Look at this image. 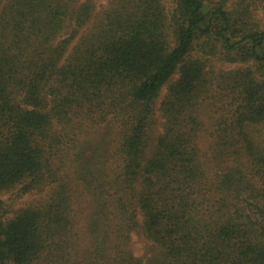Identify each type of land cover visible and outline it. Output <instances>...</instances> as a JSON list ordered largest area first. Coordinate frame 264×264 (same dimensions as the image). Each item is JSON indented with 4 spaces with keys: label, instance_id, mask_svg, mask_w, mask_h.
<instances>
[{
    "label": "trees",
    "instance_id": "1",
    "mask_svg": "<svg viewBox=\"0 0 264 264\" xmlns=\"http://www.w3.org/2000/svg\"><path fill=\"white\" fill-rule=\"evenodd\" d=\"M257 8L0 0V264H264Z\"/></svg>",
    "mask_w": 264,
    "mask_h": 264
},
{
    "label": "rangeland",
    "instance_id": "2",
    "mask_svg": "<svg viewBox=\"0 0 264 264\" xmlns=\"http://www.w3.org/2000/svg\"><path fill=\"white\" fill-rule=\"evenodd\" d=\"M85 1L86 0H82V2H85ZM91 1H93L95 5V10L98 11L100 9H103L110 0H91ZM255 17H256L257 22L259 19L261 23L264 25V10H260L258 12V8H257L255 12ZM218 66L224 69H229V68L235 67L236 65L218 64ZM166 88L167 87H164L162 89L158 102H160L162 97L166 94ZM156 117L159 123H157V125L155 126L154 135H156L158 132L161 131L160 122L162 121V119L159 117L158 113L156 114ZM88 123H91V122L89 121ZM80 129L76 131V136H78L79 140H81L80 141L81 149L84 152L91 150V146L95 142H97L100 139L101 135L106 131V128L103 123L100 125H95V126L86 125L85 129H81V130ZM44 195L45 193H41V194L40 193H30V194L23 195L21 197H16L15 191L9 192V193H3V194L0 193V200L4 202V206H5L3 207L2 210L8 209L9 211L4 216L5 217L10 216L12 209H17L27 204L38 203L43 198ZM132 240H133V248H134L135 254L137 256H141L143 253V246H144L143 239L139 235L133 234Z\"/></svg>",
    "mask_w": 264,
    "mask_h": 264
}]
</instances>
